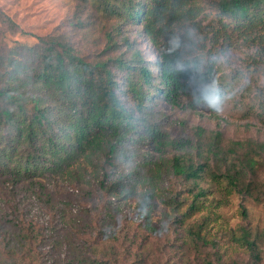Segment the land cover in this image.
<instances>
[{"label":"trees","instance_id":"16d2710c","mask_svg":"<svg viewBox=\"0 0 264 264\" xmlns=\"http://www.w3.org/2000/svg\"><path fill=\"white\" fill-rule=\"evenodd\" d=\"M78 1L119 18L104 32L101 49L96 36L92 45L85 43L91 47L87 49L78 42L80 38L75 40L66 31L51 32L35 35L30 60L18 58L15 47L5 40L6 32L30 33L0 10V178L12 188L28 181L34 192L35 185L39 186L35 178H51L86 151L102 150L106 166L96 188L113 192L144 177L140 174L150 159L138 147L150 143L157 149L171 147L173 177L191 185L165 200L172 205L175 222L173 241L166 244L161 264H183L181 255V261H171L170 250L175 247L177 253H186L190 245L199 247L203 256L189 264H229L206 226L207 216L193 227L183 226L202 208L200 197L205 190L198 181L204 173L214 182L225 180L233 191L253 194L257 177L248 174L256 172L264 156V141L238 140L225 145L220 130L205 135L199 126L194 144L189 138H166L158 125L161 113L152 102L158 99L176 106L183 95L191 93L193 98L186 105L195 108L220 98L222 81L214 78L216 56L239 43L248 51L242 69L249 71L252 66V76L264 77V0ZM74 24L83 27L81 20ZM87 35L91 37L83 34ZM140 39L153 46L156 58L144 56ZM255 111L264 123V98L258 99ZM144 128L151 137L142 136ZM214 159L224 169L217 165L214 170L210 164ZM149 191L145 190L140 207ZM25 204L27 215L32 203ZM3 220L0 264H62L56 252L62 237L58 226L46 229L34 219L25 227L17 222L19 231L12 233L7 228L12 218ZM185 229L187 236L182 234ZM238 230L232 239L250 250L248 264H256L260 256L250 230L244 226ZM84 233L89 239L79 253L66 245V256L72 255L63 264H146L150 259L148 238L134 231L99 225ZM35 245H48V250L43 253Z\"/></svg>","mask_w":264,"mask_h":264},{"label":"rangeland","instance_id":"374dc122","mask_svg":"<svg viewBox=\"0 0 264 264\" xmlns=\"http://www.w3.org/2000/svg\"><path fill=\"white\" fill-rule=\"evenodd\" d=\"M0 10L19 24L21 29L30 33L7 31L5 35L6 42L15 47V55L27 60L34 55L30 47L36 40L35 35L51 32L66 31L75 40L80 38L78 42L87 49H91L88 45H92L96 36L97 47L101 49L104 45V32L110 30L119 19L115 14L105 15L109 13L93 4L83 5L78 0H0ZM78 20L83 22V27L74 24ZM84 33L91 37H84ZM129 34L132 36L130 32ZM140 47L146 58H156L153 46L146 39H140ZM247 52L245 45L239 43L234 48L217 54L214 78L222 81L223 94L220 98H211L195 108L186 105L193 98L191 93L183 95L182 103L176 106L158 99L152 102L153 108L161 113L157 117L160 119L158 125L165 132L166 138H189L194 144L197 139L195 129L199 126L205 129V135L210 131L220 130L225 145L238 140L264 141V123L257 118L255 111L258 99L264 98V77L252 76V66L249 71L242 69L244 60H247ZM241 69L243 72L233 75ZM141 134L146 138L151 137L145 128ZM138 145L135 144L136 147ZM137 149L150 159L147 169L140 174L144 177L113 192L96 188V180L102 176L101 169L106 166L102 150H96L92 154L86 151L60 174L50 175L53 176L51 178H35L39 186L35 185L34 192L28 181H22L16 188H12L9 182L0 178V221L4 222L5 217L12 218L15 226L13 223L7 226L12 233L19 231L17 222L25 227L28 222H34V219L40 227L46 229L58 226L62 237L58 238L61 242L56 252L62 264L72 255L70 253L66 256L69 253L66 245H70L74 253H79L84 240L89 239L85 230L99 225L115 230L119 228L121 231H134L142 235V239L147 237L151 254L146 264H161L166 244L173 241L175 222L172 205L165 200L174 191L185 190L186 185L191 184L182 183L173 177L169 166L174 150L171 147L157 149L150 143ZM238 154L242 155L241 152ZM197 158L195 155L196 160ZM219 163L218 159H214L210 164L214 170H217V165L224 169V165ZM255 171L248 174L257 177L254 182L255 190L251 195L233 191L225 180L214 182L208 172L204 173L203 178L198 181V186L205 190L200 197L202 208L183 226L193 227L207 216L206 226L218 240L229 264H248L252 261L249 257L250 250L240 246L231 237L235 233L233 231L239 233L240 226L249 229L250 239L256 242V251L260 256L256 264H264V156ZM146 189H150V194L140 207L139 203ZM254 196L260 199H255ZM26 202L32 204H28L30 213L24 215ZM182 234L187 236L186 229ZM35 249L46 253L48 245L43 248L35 245ZM187 250L189 252L177 253L175 247H172L171 261H181V255L183 264H189L187 261L192 262L195 257L199 259L200 255L203 256L199 247L196 249V246L190 245ZM54 251L53 249V256L56 254Z\"/></svg>","mask_w":264,"mask_h":264}]
</instances>
